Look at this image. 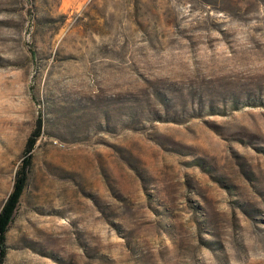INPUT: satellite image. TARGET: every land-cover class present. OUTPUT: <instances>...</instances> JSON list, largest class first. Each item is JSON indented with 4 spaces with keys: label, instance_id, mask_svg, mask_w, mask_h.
Listing matches in <instances>:
<instances>
[{
    "label": "rangeland",
    "instance_id": "374dc122",
    "mask_svg": "<svg viewBox=\"0 0 264 264\" xmlns=\"http://www.w3.org/2000/svg\"><path fill=\"white\" fill-rule=\"evenodd\" d=\"M3 264H264V0H0Z\"/></svg>",
    "mask_w": 264,
    "mask_h": 264
},
{
    "label": "trees",
    "instance_id": "16d2710c",
    "mask_svg": "<svg viewBox=\"0 0 264 264\" xmlns=\"http://www.w3.org/2000/svg\"><path fill=\"white\" fill-rule=\"evenodd\" d=\"M42 129L43 119L42 116H39L37 121V128L28 139L27 145L25 147L22 165L17 171L13 191L9 195L5 205L0 212V264H3V260L7 255V234L10 230L11 224L14 220L15 214L26 190L30 171L33 165V151L36 147L37 141L42 135Z\"/></svg>",
    "mask_w": 264,
    "mask_h": 264
}]
</instances>
